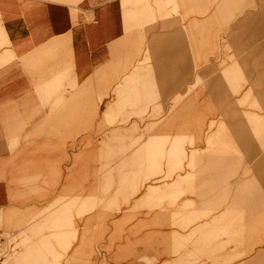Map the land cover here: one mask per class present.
I'll return each mask as SVG.
<instances>
[{
    "label": "crops",
    "instance_id": "obj_1",
    "mask_svg": "<svg viewBox=\"0 0 264 264\" xmlns=\"http://www.w3.org/2000/svg\"><path fill=\"white\" fill-rule=\"evenodd\" d=\"M249 2L0 0V219L17 232L25 217L52 202L81 200L84 143L86 152H97L100 121L116 106L145 104L148 88H181L179 73L222 54L227 9L264 8V0ZM188 114L180 118L195 119ZM143 185L120 209L92 214L113 218L108 264H145L144 257L159 264L167 256L157 244L166 215L157 203L179 184L172 178ZM150 185L156 193L148 196ZM152 200L156 206L147 207ZM66 209L49 221L72 216Z\"/></svg>",
    "mask_w": 264,
    "mask_h": 264
},
{
    "label": "rangeland",
    "instance_id": "obj_2",
    "mask_svg": "<svg viewBox=\"0 0 264 264\" xmlns=\"http://www.w3.org/2000/svg\"><path fill=\"white\" fill-rule=\"evenodd\" d=\"M261 10L227 9L221 55L179 73L178 90L148 88L145 104L116 106L100 121L97 152L84 143L82 199L52 202L17 232L0 219V264H108L113 218L92 214L118 210L143 184L172 178L177 190L156 201L166 214L159 264H264V13L250 15ZM187 107L194 120L180 118L192 117ZM155 190L150 185L148 196ZM62 209L73 215L50 222Z\"/></svg>",
    "mask_w": 264,
    "mask_h": 264
}]
</instances>
